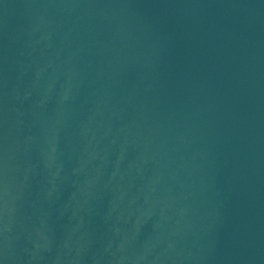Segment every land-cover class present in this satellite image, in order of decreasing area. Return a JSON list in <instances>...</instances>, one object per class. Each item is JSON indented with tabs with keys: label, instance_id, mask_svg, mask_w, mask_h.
<instances>
[{
	"label": "water",
	"instance_id": "water-1",
	"mask_svg": "<svg viewBox=\"0 0 264 264\" xmlns=\"http://www.w3.org/2000/svg\"><path fill=\"white\" fill-rule=\"evenodd\" d=\"M0 264H264V0H0Z\"/></svg>",
	"mask_w": 264,
	"mask_h": 264
}]
</instances>
